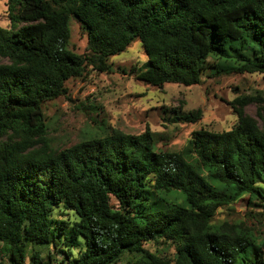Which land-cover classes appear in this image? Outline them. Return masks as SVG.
<instances>
[{
	"label": "trees",
	"instance_id": "1",
	"mask_svg": "<svg viewBox=\"0 0 264 264\" xmlns=\"http://www.w3.org/2000/svg\"><path fill=\"white\" fill-rule=\"evenodd\" d=\"M6 1L2 264H264V239L251 228L214 223L245 196L264 208L262 95L235 99L230 131H195L179 152L159 150L149 130L134 136L107 125L55 149L44 112L67 96L68 81L112 72L109 59L137 40L148 61L132 73L152 87L196 86L207 72L264 75V0ZM72 19L88 35L87 54L70 48ZM252 104L262 125L245 113ZM201 118L197 110L173 122ZM161 242L171 257L145 248Z\"/></svg>",
	"mask_w": 264,
	"mask_h": 264
},
{
	"label": "rangeland",
	"instance_id": "2",
	"mask_svg": "<svg viewBox=\"0 0 264 264\" xmlns=\"http://www.w3.org/2000/svg\"><path fill=\"white\" fill-rule=\"evenodd\" d=\"M0 27H12L6 0H0ZM70 29L71 50L79 55L87 54L86 31L76 19L71 20ZM147 61L145 49L137 40L125 52L109 59L112 72L88 70L83 77L68 81L65 84L67 96L44 106L52 147L69 148L87 133L107 125L134 136L149 130L159 150L179 152L195 131H230L238 122L232 105L235 99L264 97V75L261 74L214 77L207 72L201 84L196 86L167 84L163 88L152 87L137 80L132 73ZM4 62L0 60V63ZM259 107L252 104L246 107L245 113L262 125ZM197 110L202 111V118L197 123L173 122ZM259 204H249V197L245 196L233 205L220 208L214 223L246 226L264 239V208ZM112 205L118 206L114 199ZM57 215L72 220L69 213L58 212ZM145 248L155 254L165 252L168 257L174 254V249L168 250V245L162 242L146 244Z\"/></svg>",
	"mask_w": 264,
	"mask_h": 264
}]
</instances>
